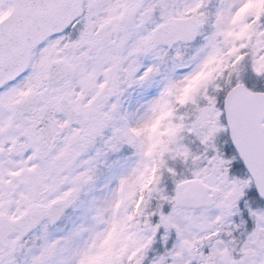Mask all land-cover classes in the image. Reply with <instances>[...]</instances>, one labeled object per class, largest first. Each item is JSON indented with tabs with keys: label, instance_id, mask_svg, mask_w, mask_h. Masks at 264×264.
I'll list each match as a JSON object with an SVG mask.
<instances>
[{
	"label": "snow or ice",
	"instance_id": "1",
	"mask_svg": "<svg viewBox=\"0 0 264 264\" xmlns=\"http://www.w3.org/2000/svg\"><path fill=\"white\" fill-rule=\"evenodd\" d=\"M0 264H264V0H0Z\"/></svg>",
	"mask_w": 264,
	"mask_h": 264
}]
</instances>
